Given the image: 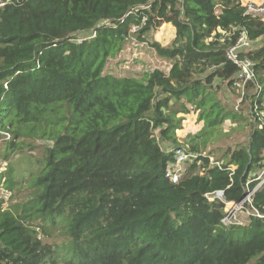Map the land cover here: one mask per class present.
Wrapping results in <instances>:
<instances>
[{
	"label": "trees",
	"instance_id": "obj_1",
	"mask_svg": "<svg viewBox=\"0 0 264 264\" xmlns=\"http://www.w3.org/2000/svg\"><path fill=\"white\" fill-rule=\"evenodd\" d=\"M3 1L0 129L11 139L0 186L11 196L0 194V264H264V217L221 221L224 201L242 199L264 151L263 15L247 12L245 0ZM164 19L176 28L171 43L148 42ZM242 30L256 43L239 52L252 63L243 88L252 130L246 145L210 164L202 153L222 122L248 120L218 95L224 83L241 91L227 50ZM84 33L94 35L77 42ZM132 36L169 70L114 74L109 60ZM189 105L204 125L179 140ZM39 107L60 121L40 148L8 121ZM163 142L200 154L178 182L166 176L175 148ZM218 189L224 200H208ZM253 204L264 214V186Z\"/></svg>",
	"mask_w": 264,
	"mask_h": 264
},
{
	"label": "rangeland",
	"instance_id": "obj_2",
	"mask_svg": "<svg viewBox=\"0 0 264 264\" xmlns=\"http://www.w3.org/2000/svg\"><path fill=\"white\" fill-rule=\"evenodd\" d=\"M254 1L260 2L262 0ZM163 27L164 29H162ZM174 30H176V28L173 25V22L170 19H164L160 21L157 30H153L152 32L146 34V37L148 39L147 41L150 42L153 40H158L163 45H168L174 38ZM160 32L161 34L159 35ZM90 34L91 33H84L83 35H85L86 37L93 36L92 34ZM145 44L146 43L142 40H139L135 36H132L126 43L124 49L118 54V56L115 58H110L107 67H109L114 74L120 76H140L143 72L154 69L155 67L169 70L170 66L168 65V63L158 58L154 54L153 50L148 48V46H146ZM218 95L224 105H226L228 108H233L237 112H240L242 109V113L245 114V116L248 118V120L240 122L231 119H226L225 121H223L221 125L223 134H220L218 137H216L214 141L208 145L206 150L203 151L206 154L213 155L216 159H223L225 155L224 152L227 149H235L247 144L252 127L250 126L249 122L250 116L248 115V112L246 110V102H243L242 88L241 91L238 92L236 88L233 89V87H228L224 83ZM189 107L191 108L192 106L189 105ZM180 115H183L185 118L183 120L182 128L177 130L179 140H185L189 133L194 134L202 129L204 122L202 120H199V111H195L191 108L189 113H181ZM57 118H59V115L56 113V111L52 110L49 107H39L31 116L28 117L26 121H21L16 117H10L8 118V121L12 129H28L34 135H36L37 140L35 142L40 148L41 146L46 144L50 145V137L54 132L56 133L59 130L60 121L57 120ZM2 128L5 129L7 127ZM163 147L167 151H172V149L175 148V145H169L168 143L163 142ZM38 150L39 149H33L31 152L37 153ZM5 152V149H0V171H5L6 165L8 163V161L4 157ZM13 155L14 156H12V160L15 159V154ZM6 190V188L0 186V194L6 200H8L11 194L8 192V190Z\"/></svg>",
	"mask_w": 264,
	"mask_h": 264
},
{
	"label": "built area",
	"instance_id": "obj_3",
	"mask_svg": "<svg viewBox=\"0 0 264 264\" xmlns=\"http://www.w3.org/2000/svg\"><path fill=\"white\" fill-rule=\"evenodd\" d=\"M247 6V12L264 15V0L256 2L254 0H245L243 2ZM4 4L3 0H0V8ZM264 18V17H263ZM146 17L142 19L144 23ZM140 28L139 25H133L132 32L137 31ZM223 34L225 32L223 31ZM94 35V33H92ZM87 38L85 35L77 37V42H82L83 39ZM212 38V37H211ZM144 44V43H143ZM142 44V45H143ZM256 43L250 39L246 30H242L235 43L232 44L227 50V57L234 61L241 68L239 73V79L241 81L239 84L242 89L244 88V83L248 79L253 78V70L251 68V61L247 58L241 59L239 52L241 50H249L254 47ZM260 88L258 87V90ZM244 93V91H243ZM257 110V106L254 107ZM264 117V109L258 113V118L261 120ZM264 121V120H263ZM264 125V122H260V127ZM11 139V133L7 129H0V149H5L6 143ZM205 156H209L210 164L220 165V161L216 159L213 155L202 153ZM174 159L169 162L168 168L166 170V176L169 177L173 182H178L180 177L187 169V165L197 159L200 154L191 151L187 145H180L174 149ZM202 161L200 162V164ZM253 184V186H252ZM264 186V151L262 153V160L260 166L253 171L246 181L245 194L239 201H224L226 203L225 213L221 219L223 225H245L250 222L251 217H264L253 204V197L255 193ZM225 190L218 189L205 194L208 200L214 201L215 199L224 200Z\"/></svg>",
	"mask_w": 264,
	"mask_h": 264
},
{
	"label": "crops",
	"instance_id": "obj_4",
	"mask_svg": "<svg viewBox=\"0 0 264 264\" xmlns=\"http://www.w3.org/2000/svg\"><path fill=\"white\" fill-rule=\"evenodd\" d=\"M174 32H175V30H174ZM173 36H175V33H174V35Z\"/></svg>",
	"mask_w": 264,
	"mask_h": 264
}]
</instances>
